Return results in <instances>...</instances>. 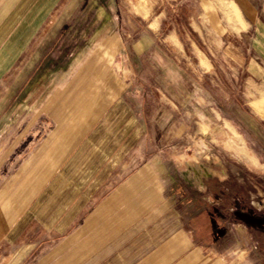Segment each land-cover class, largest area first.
<instances>
[{
	"label": "crops",
	"instance_id": "0c3cea01",
	"mask_svg": "<svg viewBox=\"0 0 264 264\" xmlns=\"http://www.w3.org/2000/svg\"><path fill=\"white\" fill-rule=\"evenodd\" d=\"M219 2L95 0L94 40L37 54L29 90L17 86L0 108V264H264L242 220L215 207L229 228L191 225L192 191L208 187L182 179L181 155L166 146V134L177 137L166 133L177 121L171 84L143 80L154 59L182 69V54L150 45L219 39ZM9 110L13 131L2 132Z\"/></svg>",
	"mask_w": 264,
	"mask_h": 264
},
{
	"label": "rangeland",
	"instance_id": "374dc122",
	"mask_svg": "<svg viewBox=\"0 0 264 264\" xmlns=\"http://www.w3.org/2000/svg\"><path fill=\"white\" fill-rule=\"evenodd\" d=\"M47 3L0 2V108L12 100L17 86L29 90L37 54L76 53L83 41L96 36L99 13L94 11L95 0H54L52 7H45ZM218 5L224 20L231 21V27H225L223 20L219 39L181 40L176 49L170 43L173 40H160L146 53L182 54L175 61L182 69L170 67L174 65L171 60L151 57L155 61L149 62L143 76L146 82L171 84L169 94L178 102L181 98V106L175 103L176 125L166 130L177 137L166 134L165 143L181 155L172 160L182 179L208 187L206 194L192 191L200 200L190 223L201 230L231 226V220L221 224L216 219L215 207L235 220L237 214L249 217L254 211L260 214L256 219L264 218V0H223ZM236 16L243 23L236 20L233 24ZM167 25L166 31L173 24ZM56 40L63 41L58 44ZM91 48L87 45V51ZM153 63L168 66L157 70L151 67ZM149 100L156 101L157 94L151 92ZM13 116L9 110L2 132L13 131ZM209 201L215 205L204 204ZM245 225L264 251L258 232Z\"/></svg>",
	"mask_w": 264,
	"mask_h": 264
},
{
	"label": "trees",
	"instance_id": "16d2710c",
	"mask_svg": "<svg viewBox=\"0 0 264 264\" xmlns=\"http://www.w3.org/2000/svg\"><path fill=\"white\" fill-rule=\"evenodd\" d=\"M252 215H249V217L247 215H245V217H242L240 214H237V218L242 220L244 223H246L247 225H249V227L252 228V230L255 232V234L258 235L260 237V239L262 240V244L264 246V218H258L256 219V212H252ZM260 215V214H259ZM258 215V216H259Z\"/></svg>",
	"mask_w": 264,
	"mask_h": 264
}]
</instances>
